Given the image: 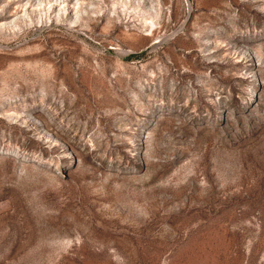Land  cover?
Returning <instances> with one entry per match:
<instances>
[{
    "label": "rangeland",
    "instance_id": "obj_1",
    "mask_svg": "<svg viewBox=\"0 0 264 264\" xmlns=\"http://www.w3.org/2000/svg\"><path fill=\"white\" fill-rule=\"evenodd\" d=\"M0 264H264V0H0Z\"/></svg>",
    "mask_w": 264,
    "mask_h": 264
},
{
    "label": "trees",
    "instance_id": "obj_2",
    "mask_svg": "<svg viewBox=\"0 0 264 264\" xmlns=\"http://www.w3.org/2000/svg\"><path fill=\"white\" fill-rule=\"evenodd\" d=\"M132 56H136V55H132Z\"/></svg>",
    "mask_w": 264,
    "mask_h": 264
}]
</instances>
